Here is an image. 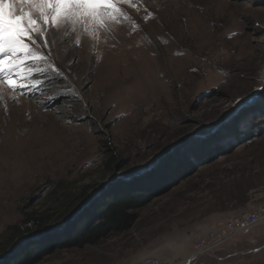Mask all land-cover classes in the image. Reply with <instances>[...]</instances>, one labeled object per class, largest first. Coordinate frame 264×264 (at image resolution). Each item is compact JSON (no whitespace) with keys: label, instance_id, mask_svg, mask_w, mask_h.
<instances>
[{"label":"rangeland","instance_id":"374dc122","mask_svg":"<svg viewBox=\"0 0 264 264\" xmlns=\"http://www.w3.org/2000/svg\"><path fill=\"white\" fill-rule=\"evenodd\" d=\"M119 7L123 17L100 28L46 32L49 45L38 49L43 71L28 81H39L35 87L0 86V168L7 172L0 174V260L108 181L220 123L261 89L225 124L256 138L156 196L131 228L55 249L35 264H142L148 255L172 264H264V226L190 258L214 210L264 184V0H131ZM36 212L53 215L41 230L31 219Z\"/></svg>","mask_w":264,"mask_h":264},{"label":"trees","instance_id":"16d2710c","mask_svg":"<svg viewBox=\"0 0 264 264\" xmlns=\"http://www.w3.org/2000/svg\"><path fill=\"white\" fill-rule=\"evenodd\" d=\"M257 134L259 133L247 135L237 130L235 124L223 125L216 132L198 138L199 140L195 143L183 145V148L177 149L176 154L167 156L158 166L145 174L110 185L58 230L45 233L41 237L38 236L39 238H30L0 260V264H35L45 254L55 249L82 248L96 244L113 233L131 228L138 218V210L145 207L156 196L182 183L201 169L200 166L214 163L218 157L231 152L240 143ZM109 160V163H115L117 169L123 165L117 157ZM52 216L49 214V219ZM68 216L60 213L55 221L61 223ZM31 219L40 230L49 220L41 217L37 212L32 214ZM11 245L4 248V253L9 251Z\"/></svg>","mask_w":264,"mask_h":264},{"label":"snow or ice","instance_id":"6c2138e0","mask_svg":"<svg viewBox=\"0 0 264 264\" xmlns=\"http://www.w3.org/2000/svg\"><path fill=\"white\" fill-rule=\"evenodd\" d=\"M131 0H0V86L13 91L35 87L28 81L43 71L39 62L40 43L45 48V33L87 32L102 27L109 18L123 17L120 4ZM39 42V43H38ZM36 45L34 49L32 46Z\"/></svg>","mask_w":264,"mask_h":264},{"label":"built area","instance_id":"2783aa9c","mask_svg":"<svg viewBox=\"0 0 264 264\" xmlns=\"http://www.w3.org/2000/svg\"><path fill=\"white\" fill-rule=\"evenodd\" d=\"M264 224V204L231 213L222 223L200 232L193 242L191 259L211 253L225 244L239 242L242 238ZM254 241V240H253ZM142 264H172L168 259L148 255Z\"/></svg>","mask_w":264,"mask_h":264},{"label":"water","instance_id":"95a60500","mask_svg":"<svg viewBox=\"0 0 264 264\" xmlns=\"http://www.w3.org/2000/svg\"><path fill=\"white\" fill-rule=\"evenodd\" d=\"M260 90L261 89H257L255 92L251 93L249 96L244 97L226 119H224L220 123H217L215 126L211 127L210 129L204 130V131H201V132H199L197 134L188 136L182 142H180V143H178L176 145H173L168 150H166L161 155H159L156 158V160H154L153 162L145 165L144 167L139 168L137 170H134L131 173L118 176L117 178H114V179L108 181L100 189L97 190L95 195L91 196L89 199H87L84 202H82V204L79 205V207L77 209H75L72 212V214L70 216H68V218L66 220L62 221L61 223L55 224L54 226H51V228L47 229L46 231H44V232H42V233H40V234H38L36 236H42L43 234H45L47 232L53 231V230L58 229L59 227H61L68 219L72 218L78 212L83 210L95 197H97L99 194H101L110 185H112V184H114L116 182L129 180V179L138 177V176H140L142 174H145L149 170H151V169L155 168L156 166H158L162 162L163 159H165L167 156H169L175 150L181 148L189 140H192L194 138L206 137V136L216 132L220 127H222L223 125L227 124L229 122V120L232 119V117L236 114V112H238V110H240L242 107H246V106H249L250 104H252L258 98ZM33 237H35V236H33ZM30 238H32V237L27 238V240H29ZM27 240H25V241H27Z\"/></svg>","mask_w":264,"mask_h":264},{"label":"crops","instance_id":"0c3cea01","mask_svg":"<svg viewBox=\"0 0 264 264\" xmlns=\"http://www.w3.org/2000/svg\"><path fill=\"white\" fill-rule=\"evenodd\" d=\"M240 192L243 197V200L238 201V198H235L233 203L228 204V207L222 210L215 209L212 214L213 216H211V218H209V221L205 223V224H209V227H206L204 230L218 226L220 223H222L226 219V217H228L233 211H235L237 206L241 209V208L257 207V206L264 204V184L261 185L260 183H257L253 186H247L246 189L240 190ZM261 226H264V224L260 225L259 227ZM259 227H257L255 231H257ZM261 229L262 227L258 230H261ZM258 241L259 240L257 241L254 240L252 241V243L259 244ZM160 256L162 257V255Z\"/></svg>","mask_w":264,"mask_h":264},{"label":"bare ground","instance_id":"6f19581e","mask_svg":"<svg viewBox=\"0 0 264 264\" xmlns=\"http://www.w3.org/2000/svg\"><path fill=\"white\" fill-rule=\"evenodd\" d=\"M7 165H10V163H9V164L7 163ZM5 166H6V165H5ZM1 172H4V174L7 175V172H6L4 169H2V168H0V174H1ZM3 180H4V179L0 177V181L4 183L5 181H3Z\"/></svg>","mask_w":264,"mask_h":264}]
</instances>
